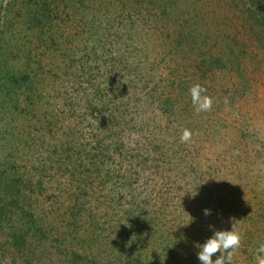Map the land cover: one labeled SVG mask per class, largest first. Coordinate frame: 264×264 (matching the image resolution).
I'll return each mask as SVG.
<instances>
[{"label": "rangeland", "instance_id": "obj_1", "mask_svg": "<svg viewBox=\"0 0 264 264\" xmlns=\"http://www.w3.org/2000/svg\"><path fill=\"white\" fill-rule=\"evenodd\" d=\"M244 3L0 0V264H199L229 218L233 264H257L264 32Z\"/></svg>", "mask_w": 264, "mask_h": 264}, {"label": "clouds", "instance_id": "obj_2", "mask_svg": "<svg viewBox=\"0 0 264 264\" xmlns=\"http://www.w3.org/2000/svg\"><path fill=\"white\" fill-rule=\"evenodd\" d=\"M205 93L206 89L198 83L189 89L191 103L196 113L211 110L212 98ZM193 135L194 133L192 131L184 129L180 136V142H191ZM197 189L198 187L194 188L192 193H189L192 198L198 195ZM211 214L210 209H203V215L205 217ZM190 218V223L195 222L194 218ZM234 221V219L229 218L230 227L228 229H216L213 225H208V230L211 235L205 238L202 243L194 242L193 247L196 250V259L199 264H233L234 252L240 246L242 238ZM180 239L184 240L185 238L181 237ZM256 260L257 264H264V243H261L257 248Z\"/></svg>", "mask_w": 264, "mask_h": 264}, {"label": "trees", "instance_id": "obj_3", "mask_svg": "<svg viewBox=\"0 0 264 264\" xmlns=\"http://www.w3.org/2000/svg\"><path fill=\"white\" fill-rule=\"evenodd\" d=\"M244 12L248 19L264 32V8L253 0H244Z\"/></svg>", "mask_w": 264, "mask_h": 264}]
</instances>
